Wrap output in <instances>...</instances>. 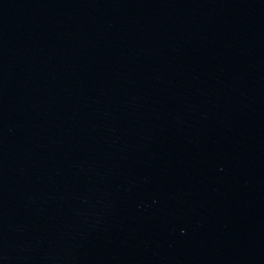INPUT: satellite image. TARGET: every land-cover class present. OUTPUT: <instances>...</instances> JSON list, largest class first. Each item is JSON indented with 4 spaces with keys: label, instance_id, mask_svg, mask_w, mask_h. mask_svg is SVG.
<instances>
[{
    "label": "water",
    "instance_id": "1",
    "mask_svg": "<svg viewBox=\"0 0 264 264\" xmlns=\"http://www.w3.org/2000/svg\"><path fill=\"white\" fill-rule=\"evenodd\" d=\"M0 264H264V0H0Z\"/></svg>",
    "mask_w": 264,
    "mask_h": 264
}]
</instances>
